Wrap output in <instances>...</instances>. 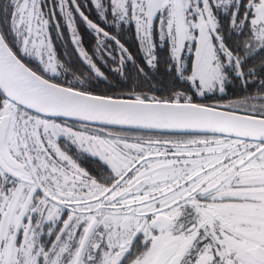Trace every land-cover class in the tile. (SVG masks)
<instances>
[{
  "label": "snow or ice",
  "instance_id": "6c2138e0",
  "mask_svg": "<svg viewBox=\"0 0 264 264\" xmlns=\"http://www.w3.org/2000/svg\"><path fill=\"white\" fill-rule=\"evenodd\" d=\"M92 2L134 23L152 69L158 34L168 95L97 92L94 56L118 50L121 76L133 56L77 0H0V264H264V0ZM57 9L87 72L57 57ZM74 12L103 38L93 55ZM237 81L245 94L225 101Z\"/></svg>",
  "mask_w": 264,
  "mask_h": 264
},
{
  "label": "flooded vegetation",
  "instance_id": "af4514ba",
  "mask_svg": "<svg viewBox=\"0 0 264 264\" xmlns=\"http://www.w3.org/2000/svg\"><path fill=\"white\" fill-rule=\"evenodd\" d=\"M49 6L52 4V0H47ZM78 4L81 6L80 10L84 12L86 16H88L89 19H91L94 23H97L99 27L103 28L105 31H108L110 35H114L117 37V39L120 40L121 43L125 45V47L128 49L129 53L133 56V60H126L123 71L124 76H121L119 73L115 72L114 69L117 67H120L119 64V57L120 53L119 51H114V57H109L106 55H100L97 54L94 56L95 62L98 64V66L101 68V71L104 72L105 77L107 79H99V80H93L92 84L97 88L108 86L111 89L115 91V94L123 93L125 94V98L127 93L132 91L133 89L137 92H147L149 95H158V83H153V78H155L158 81L159 78H163L165 85L167 84V81L170 80L172 83V75H170L166 71V63L169 56V49L166 46L161 45L159 41L158 34L155 38L156 42V50L155 54L159 57V63L157 68L152 69L149 68L144 63V56L143 53L140 51V45L136 37L135 32V25L134 23L130 24H124V25H117L115 23H111L113 20V17L109 11L107 15V20L101 19L98 15V10L95 7V4L92 2V0H77ZM47 11V9H46ZM74 18H75V27L77 29L78 35L82 37V46L89 52V55H93L95 51V46L98 39H103L102 37H98L97 34L89 29L86 25V23L82 20L79 13L74 12ZM59 22L60 29L56 28V23ZM50 32H51V38L52 42L57 54L58 59L65 65V68L68 69L69 72H76L77 75L80 74V72H87V65H85L82 60L79 57L78 52L76 51V46L72 43V34L68 30L62 15L60 14L59 10H56V20L52 22V25L50 26ZM157 33H158V21H157ZM130 38L134 41V48H130ZM105 44L109 46L111 49H115V43L114 41L107 40L105 41ZM139 46V48H138ZM103 47V45H102ZM194 49L192 52H189L187 49H185L183 55L185 56L186 62L188 63L190 67V61L187 60V58L191 55H193ZM136 66H142L144 68V72L146 73V78H148V81L146 80L143 85V89L140 90V84L138 83V80L136 78V74L133 78H131L130 73H135ZM148 73H150V77H148ZM139 78L140 76L145 78V75L138 74ZM63 79V75L61 76ZM68 80H72L73 77L71 75L67 76ZM121 79V80H119ZM119 80V81H118ZM167 85L164 88H167L171 85ZM134 85H138L134 88ZM255 85H253L254 87ZM157 87V88H156ZM179 87V84L177 85ZM165 96L168 95V91L164 90ZM221 95V94H217ZM224 99V98H223ZM225 100V99H224ZM227 101V100H225ZM204 103H209L212 101H199ZM60 120V119H57ZM70 125H72L74 128L78 129L80 127V123L76 122H67ZM91 128H105L108 130H117L109 127H99L90 125ZM124 131H127L126 129H122ZM148 132V131H145ZM140 133V132H129L130 135L136 134V135H159V136H165V137H173V138H184L186 136L190 135H196V134H180V133H158V132H148L147 133ZM153 133V134H150ZM61 144H63V140L60 141ZM81 166L92 169L95 167V163L92 158H82Z\"/></svg>",
  "mask_w": 264,
  "mask_h": 264
},
{
  "label": "trees",
  "instance_id": "16d2710c",
  "mask_svg": "<svg viewBox=\"0 0 264 264\" xmlns=\"http://www.w3.org/2000/svg\"><path fill=\"white\" fill-rule=\"evenodd\" d=\"M130 48H134V41L132 40V38H130ZM138 48H139V46H138ZM255 61H249V64H252V63H254ZM137 75L136 76V78L138 79V80H140V81H138V83L140 84V90H142L143 89V86H141V85H143V83L147 80L148 81V78H144V79H142L143 77H141L140 76V78H139V76H138V74H137V71L135 72V73H130V76H131V78H133L134 77V75ZM148 77H150V73H148ZM119 80H121V79H119ZM118 80V81H119ZM153 83L155 84L156 82L158 83V95L159 96H165V92H164V90H167L169 87H167V88H164V87H166L167 85H169L170 83H171V81L170 80H168L167 81V84L165 85V83H164V79L163 78H159L158 77V81L155 79V78H153ZM180 86V85H179ZM253 87V86H252ZM255 87V86H254ZM157 88V87H156ZM111 88L110 87H108V86H103V87H99V88H97L96 90H97V92L98 93H103V92H105V91H107V93L108 94H114V93H116L115 91H113V90H110ZM144 90V89H143ZM245 93H244V91H243V89L241 88V86H240V84H239V82L237 81L236 82V84L234 85V86H229L228 88H227V93L223 96V98L225 99V100H229V99H234V98H236L237 96H241V95H244ZM207 102H209V101H207ZM113 129H115V128H113ZM117 130H122V129H117ZM128 132H140V133H143V132H145V131H140V130H127ZM145 133H147L148 134V132H145ZM150 134H153V133H150Z\"/></svg>",
  "mask_w": 264,
  "mask_h": 264
},
{
  "label": "water",
  "instance_id": "95a60500",
  "mask_svg": "<svg viewBox=\"0 0 264 264\" xmlns=\"http://www.w3.org/2000/svg\"><path fill=\"white\" fill-rule=\"evenodd\" d=\"M54 119H60V120H65L67 118H63V117H55ZM67 122H76V123H81L78 120L75 119H67ZM90 123V122H89ZM90 125H94V126H99V127H109V128H115V129H122L121 126L118 125H105V124H101L99 122L96 123H90ZM123 129L126 130H140V131H148V132H158V133H180V134H197V133H193V132H173V131H168V130H163V131H158V130H144V129H135V128H128L127 126H124Z\"/></svg>",
  "mask_w": 264,
  "mask_h": 264
}]
</instances>
